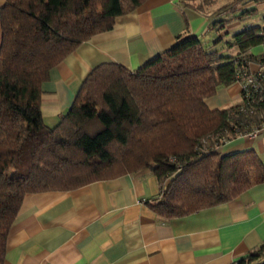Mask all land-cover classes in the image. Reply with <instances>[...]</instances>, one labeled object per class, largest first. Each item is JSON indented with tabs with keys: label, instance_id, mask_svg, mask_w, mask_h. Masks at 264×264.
I'll list each match as a JSON object with an SVG mask.
<instances>
[{
	"label": "trees",
	"instance_id": "16d2710c",
	"mask_svg": "<svg viewBox=\"0 0 264 264\" xmlns=\"http://www.w3.org/2000/svg\"><path fill=\"white\" fill-rule=\"evenodd\" d=\"M145 1L5 0L0 45V264L7 235L28 193L72 190L149 169L159 183H169L157 200L146 204L158 217L171 219L226 203L264 183V161L255 149L225 155L215 151L222 142L264 126V81L256 91L241 90V101L232 106L210 109L205 103L219 86L237 82L238 69H248L251 61L261 65L264 75V53H248L264 44V26L243 27L229 37L208 40L211 43L195 35L179 36L172 47L135 70L101 63L86 76L58 124L45 125L41 86L49 71ZM205 2L184 5L204 11ZM232 4L214 11L209 29L218 33L233 19L256 12L245 9L230 16ZM232 49L237 54L230 55ZM231 264H264V243Z\"/></svg>",
	"mask_w": 264,
	"mask_h": 264
},
{
	"label": "crops",
	"instance_id": "0c3cea01",
	"mask_svg": "<svg viewBox=\"0 0 264 264\" xmlns=\"http://www.w3.org/2000/svg\"><path fill=\"white\" fill-rule=\"evenodd\" d=\"M184 1V2H183ZM198 0H146L115 19L110 30L93 35L48 74L42 83L41 110L52 128L70 108L82 82L101 63L135 70L178 40L195 35L229 37L243 27L264 26V1L242 0L232 5L233 19L218 33L209 29L213 16L184 3ZM0 0V45L2 39ZM221 6L218 5L216 9ZM215 9V10H216ZM224 51V50H223ZM230 55L236 49L228 50ZM264 53V44L251 47ZM261 65L248 63L250 72ZM241 101L239 82L219 86L205 98L210 109ZM253 148L264 161V126L256 134L228 139L215 149L220 155ZM162 184L149 170L87 183L72 190L28 193L9 230L3 264H231L264 243V183L234 199L183 217L162 219L149 207L160 197Z\"/></svg>",
	"mask_w": 264,
	"mask_h": 264
},
{
	"label": "built area",
	"instance_id": "2783aa9c",
	"mask_svg": "<svg viewBox=\"0 0 264 264\" xmlns=\"http://www.w3.org/2000/svg\"><path fill=\"white\" fill-rule=\"evenodd\" d=\"M238 80L241 90H245L246 94L248 93V90L250 88H253L254 91L258 90V87L260 86V83L264 81V75L261 71V69L257 72H250L247 67H240L238 69ZM259 130H255L252 133H247L249 135L256 134ZM205 143L206 140L203 139L202 143ZM203 143V145H204ZM200 151H205V147L203 146ZM171 161H175L174 158H171ZM178 167H181L180 164H177Z\"/></svg>",
	"mask_w": 264,
	"mask_h": 264
},
{
	"label": "rangeland",
	"instance_id": "374dc122",
	"mask_svg": "<svg viewBox=\"0 0 264 264\" xmlns=\"http://www.w3.org/2000/svg\"><path fill=\"white\" fill-rule=\"evenodd\" d=\"M206 0H198L197 1V4H200V3H204ZM242 0H207V4H205L204 5V8L206 9V11H207V13H209V15L211 14V15H214V11H215V9H216V7L218 6V5H222V4H226V3H233L232 5H234V4H239L240 5V2H241ZM209 2V3H208ZM211 2V3H210ZM206 3V2H205ZM228 16V15H227ZM209 41H212V38H210V40ZM208 43H211V42H208ZM241 87V86H240ZM202 141V140H201ZM210 141H212V140H210ZM204 143V142H203ZM205 144V146H208L209 145V142L207 141V142H205L204 143ZM172 158V157H171ZM178 164V163H177Z\"/></svg>",
	"mask_w": 264,
	"mask_h": 264
}]
</instances>
